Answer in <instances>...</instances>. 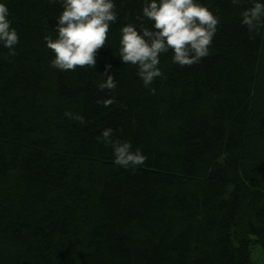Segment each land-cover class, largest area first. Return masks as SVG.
Here are the masks:
<instances>
[{"label": "trees", "instance_id": "1", "mask_svg": "<svg viewBox=\"0 0 264 264\" xmlns=\"http://www.w3.org/2000/svg\"><path fill=\"white\" fill-rule=\"evenodd\" d=\"M202 2L220 16L209 54H163L152 92L118 53L141 0H116L95 68L75 71L51 67L44 39L59 0H7L19 43L0 45V264H264V27L241 23L252 0ZM109 63L118 86L100 90ZM109 126L144 165L113 163Z\"/></svg>", "mask_w": 264, "mask_h": 264}, {"label": "clouds", "instance_id": "2", "mask_svg": "<svg viewBox=\"0 0 264 264\" xmlns=\"http://www.w3.org/2000/svg\"><path fill=\"white\" fill-rule=\"evenodd\" d=\"M55 2V0H52ZM62 5L55 38L44 37L46 46L55 56L51 67L61 71H75L77 67L95 68L97 52L105 46L110 30L117 24L119 13L116 0H59ZM142 7L137 22L128 21L119 26V57L125 64L136 66L137 74L145 88H150L155 78L162 75L161 56L172 53V62L181 67L198 63L209 54V46L218 30V10L210 9L202 0H141ZM233 4L239 0H232ZM7 0H0V45L15 54L19 33L12 26ZM147 20L149 25L142 21ZM242 25L249 31L264 27V0H252V6L242 13ZM112 65L105 67L106 79L98 85L100 90L118 86L110 73ZM155 92V88H150ZM101 103V101H97ZM104 107L112 98L102 101ZM65 115L81 125L85 117L66 111ZM103 142L111 145L115 165L133 171L144 165L147 155L132 143L114 137L112 127L100 133Z\"/></svg>", "mask_w": 264, "mask_h": 264}, {"label": "rangeland", "instance_id": "3", "mask_svg": "<svg viewBox=\"0 0 264 264\" xmlns=\"http://www.w3.org/2000/svg\"><path fill=\"white\" fill-rule=\"evenodd\" d=\"M252 257L256 262L263 263L264 261L263 252L258 246L254 247Z\"/></svg>", "mask_w": 264, "mask_h": 264}]
</instances>
